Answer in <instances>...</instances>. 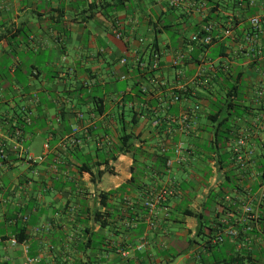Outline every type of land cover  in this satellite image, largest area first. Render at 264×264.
Returning <instances> with one entry per match:
<instances>
[{
    "label": "crops",
    "instance_id": "0c3cea01",
    "mask_svg": "<svg viewBox=\"0 0 264 264\" xmlns=\"http://www.w3.org/2000/svg\"><path fill=\"white\" fill-rule=\"evenodd\" d=\"M200 2L0 0V142L10 158L0 167V264H225L237 254L250 256V264H264V232L244 212L245 206L264 212L261 69L245 60L229 61L237 46L231 38L204 50L195 45L182 76L173 66L175 53L205 24L213 23L218 36L234 18L240 39L249 17L262 10L233 6L232 0ZM155 45L161 62L150 81L137 66L150 62ZM125 56L128 65L121 67ZM227 64L234 78L242 76L244 116L235 121L223 153H233L242 135L262 150L242 171L226 163L219 169L209 146L210 100L232 82ZM139 80V88H150L140 99L132 90ZM181 83L187 84L186 99L173 103L171 90ZM130 97L161 118V130L154 131L146 115L133 121ZM97 101L103 102L104 115L95 111ZM198 102L203 112L189 131L172 122ZM22 111L30 123L17 117ZM16 126L23 127L31 154H42L50 144L43 163L31 166L19 156ZM123 129L139 135L146 154L137 161L132 153H114ZM101 139L105 145L99 151ZM162 142L172 159L178 144L193 149L195 157L190 166L174 170L177 197L152 215L143 205L146 191L155 194L170 183L168 173L162 180L154 176ZM219 228L238 229L241 237L213 245L209 240Z\"/></svg>",
    "mask_w": 264,
    "mask_h": 264
},
{
    "label": "built area",
    "instance_id": "2783aa9c",
    "mask_svg": "<svg viewBox=\"0 0 264 264\" xmlns=\"http://www.w3.org/2000/svg\"><path fill=\"white\" fill-rule=\"evenodd\" d=\"M183 0H170V4L173 6L179 5ZM241 2L240 7L245 8L243 6L247 1L246 0H239ZM248 5L250 8H259L261 9L262 13L255 14L249 17V29L244 32L240 39L237 38L235 33V20L234 18L230 19L229 25L224 28L220 35H215V25L213 23H207L202 26L201 31L194 34L189 41V46H187L184 50H179L175 53V59L173 62V66L179 68V75L182 76V69L184 67V63L190 58L192 52L195 49V45L197 46H211L215 43L216 40H224L231 38L233 42L236 43L235 50L228 56L229 61L232 63L237 61V59L245 60L249 64L258 65L261 69V74L264 78V3H257L255 0H248ZM203 6H206L203 3ZM118 39L123 38L122 33L116 34ZM152 63L151 69L157 70L160 68L161 62V50L152 48ZM129 57L125 56L120 59L119 65L126 66L128 65ZM140 68L145 69L147 65L145 63H140ZM231 67L230 64L226 65V68ZM119 79L124 81L127 79V75L123 74L119 76ZM264 83V81H263ZM187 84L181 83L176 86L173 90H171V101L173 103H181L186 99V90ZM264 89V85L262 86ZM141 89L143 93H148L149 88L146 85H142ZM258 96L260 98L264 97V90L258 92ZM38 99L37 95H34V100ZM129 107L132 108L137 106L136 102H130ZM139 106H143L146 109V105L139 104ZM203 111V104L198 102L194 105L192 109H187L179 118L172 117V122L179 123L183 129L189 131L192 128V122L196 116ZM78 118L83 121L85 119L84 113H79ZM31 118L29 115L26 117V123H30ZM150 125L153 128H159L162 124V120L160 117L155 115L151 120H149ZM262 126H264V117L262 120ZM14 138H15V150L19 153V156L24 158L25 162L31 166H35L37 164H41L46 160L47 153L49 152L50 144L46 143L44 145V152L40 155H33L31 154L27 148H25L24 143L26 141V136L23 128L20 126L14 128ZM78 129H75L77 132ZM105 138V137H104ZM106 141H108V138ZM81 143L80 139H74L73 144L75 146ZM105 145L103 139L97 141V147L102 148ZM159 149L163 154L168 152V144L167 142H162L159 146ZM176 152V159H172L171 157L167 159L166 163V171L170 175L169 176V184L163 187L160 192L152 194L148 199L145 201V206L149 209L150 213L154 215L158 209V207L164 204L169 198L174 197L177 194V190L175 188V184L172 178L174 173L175 165L182 166L188 163L189 159L188 156L185 155V149L182 144H178L175 148ZM233 152L237 159V162L242 166H246V161L250 158H254L257 154L255 147L251 145V140L248 135H242L237 139V142L233 148ZM9 153L5 144L0 142V167L5 166L9 163ZM245 216L249 220L256 221L258 219V213L250 206L244 207ZM240 231L235 228H220L218 232L213 237L211 244L213 245H222L226 243L228 240L234 242L239 240ZM13 245H17L19 242L14 239ZM143 247V246H141ZM125 256V254H124ZM31 262V260H29Z\"/></svg>",
    "mask_w": 264,
    "mask_h": 264
},
{
    "label": "trees",
    "instance_id": "16d2710c",
    "mask_svg": "<svg viewBox=\"0 0 264 264\" xmlns=\"http://www.w3.org/2000/svg\"><path fill=\"white\" fill-rule=\"evenodd\" d=\"M200 1H201L200 2L201 4L204 3L206 5L207 3H209L210 0H200ZM232 1H234L233 6L240 7L241 2L239 0H232ZM246 1L247 2L243 5V6H245V9L246 8L247 9H253V8L249 7L248 0H246ZM197 47H199L201 50H204L205 48H207L209 46H197ZM154 49H159V48H157L155 45ZM152 59H153V55L151 54V60L148 64L145 63L147 65V67L145 69H141L139 64L137 66V68H138L137 73L139 75H142V77L145 78L146 80H150V81H151V77L153 76L154 72H156L158 70V69L157 70L151 69L150 66L152 63ZM174 68H176L177 73H179L178 72L179 68L175 67V66H174ZM226 70L229 73L228 79H229V81H232V82L230 84H228L226 92L223 89V93L214 95L215 100H210L211 102H210L209 107L211 108V111L208 114V119L212 123L213 138L209 142L210 143L209 146H210V150L212 151V153L214 152L215 155H217L216 161H217L219 169H222V165H224L226 163V164H229L233 168L236 165V169L238 171H240V170L242 171L245 169L246 166L244 167L241 164L237 163V159L235 157L234 152L230 153V154L228 153L230 156L227 155V152H226V154L223 153V151L227 147L228 141H231V139H232L233 130L235 129V125H234L235 121H237L239 118H242L244 116V113H243L244 110L242 109V107H243L242 106V96H243L242 76L238 75L237 77L234 78L233 75L236 73L232 72V70H230V67H228V69H226ZM140 85H141V83L139 80L134 84L133 89H132V90H136V97L138 99H140V97H143L144 95L147 94V93H143L142 89L139 88ZM148 88H149V86H148ZM183 95H186V94H183ZM128 100L131 102H135V101H133V100H135L133 97L132 98L130 97ZM141 104H143V102H141ZM95 107H96L95 111H98L99 114L104 115L105 112L107 111L105 109L102 101L95 102ZM129 111L132 114L131 117L133 118L134 122L136 121L137 117L142 116V115L143 116L146 115L149 120H151L156 115V114H154V116H152V115L150 116V114H149L150 111L144 109L143 106H139V107L134 106V107L130 108ZM202 112L203 111H201L199 114H201ZM27 115L28 114L24 111H22L21 113H17V117L18 118L22 117L24 122H26ZM104 126H105V124H101V127H104ZM16 127H18V126H16ZM21 128H23V127H21ZM159 130H161V126L159 128L154 129V131H159ZM104 137H105V135H104ZM139 143H140L139 135H137L133 131L129 132L126 129H123L122 132L120 133L118 144L115 146L114 153L115 154L132 153L135 161H137L138 157L144 156L146 154V152L142 150V148H141L142 146ZM160 144L158 145V147L160 146ZM102 148L97 147V150L101 151ZM262 150L264 151V148ZM262 150H261V148H257V154L256 155H258L260 153L262 154ZM185 155L188 156V159H189L188 163H186L182 166H179L176 164L174 170L176 168L182 169L184 167L190 166L189 163L195 157L193 149H188L187 151H185ZM170 157L171 156L168 153L163 154L159 148L157 149L156 156H155V160H156L157 165H155V169L158 170L159 172H157V174L154 175V176H156L155 179H157L158 177L161 180L164 179L163 176L166 175V173H167V171H166L167 159ZM113 159H115V158H113ZM103 163H107L105 159H104ZM98 165H101V163H99ZM260 170L262 173L261 179L263 180L262 182L264 183V163L262 164ZM102 173L103 172H100L98 175H101ZM134 181H135V178H132L131 182L134 183ZM175 188H177V187L175 186ZM123 190H125V189H123ZM158 192H160V190ZM158 192H156V193H158ZM153 193H151L150 191H146V194L143 197L144 202ZM177 194H178V190H177ZM177 194L174 197H177ZM174 197H171V198H174ZM103 198L105 199L106 196H103ZM171 198H169V199H171ZM143 205H144V208H146L145 212L148 213L149 209L145 206V203ZM188 215H195V214L193 212H188ZM258 216L259 217L256 221H258L261 229L264 232V212L263 211L259 212ZM20 232H21V234L18 236V241L22 243L25 240V236L23 238V236L21 237V235H23L25 233V230H22ZM213 237H212V239H213ZM240 237H241V233H240L239 239H240ZM212 239L209 240L210 243H211ZM224 262H225V264H250L251 259H250V256L237 254L236 256H233L229 260H225Z\"/></svg>",
    "mask_w": 264,
    "mask_h": 264
},
{
    "label": "rangeland",
    "instance_id": "374dc122",
    "mask_svg": "<svg viewBox=\"0 0 264 264\" xmlns=\"http://www.w3.org/2000/svg\"><path fill=\"white\" fill-rule=\"evenodd\" d=\"M230 7H231V5H229L227 8L230 9ZM127 83L132 84L133 82H132V81H130V82H126V83H123V82H122V83H120V84H121V86L124 87L125 84H127Z\"/></svg>",
    "mask_w": 264,
    "mask_h": 264
}]
</instances>
